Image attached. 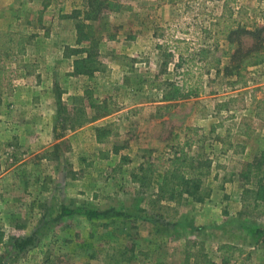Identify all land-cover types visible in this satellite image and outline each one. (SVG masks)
Returning a JSON list of instances; mask_svg holds the SVG:
<instances>
[{"label":"rangeland","instance_id":"1","mask_svg":"<svg viewBox=\"0 0 264 264\" xmlns=\"http://www.w3.org/2000/svg\"><path fill=\"white\" fill-rule=\"evenodd\" d=\"M224 1H0L6 24L0 29L30 37L23 56L29 65L11 63L9 78L0 79V264H106L109 252L113 260L127 245L134 246L135 259L120 264H141L140 251L150 253L147 264H185L190 254L189 264H216L215 249L228 244L219 243L228 236L220 227L228 223L253 247L264 240V208L247 215L243 205L244 188L255 177L240 175L241 162L264 154V63L249 68L246 86H233L225 71L231 58H224L204 70L203 94L189 99L163 100V87H150L181 83L173 39L211 46ZM229 6L239 17L236 25L264 26V0ZM79 22L93 26L89 41H78ZM254 32L237 35L235 46L259 42ZM219 44L227 49L229 40ZM168 46L172 58L165 55ZM77 58L95 62L94 69L76 74ZM186 127L196 131L188 155L211 160L206 183L212 192L203 202L177 204L176 218L158 219L148 204L152 187L144 190L131 173L149 152L170 157L180 150ZM223 140L233 147L224 150ZM122 155L130 162L119 167ZM211 196L216 209L207 214ZM65 207L77 212L65 214ZM88 209L112 212L90 217ZM232 246L242 252L228 253L224 264L251 260L252 249Z\"/></svg>","mask_w":264,"mask_h":264},{"label":"trees","instance_id":"2","mask_svg":"<svg viewBox=\"0 0 264 264\" xmlns=\"http://www.w3.org/2000/svg\"><path fill=\"white\" fill-rule=\"evenodd\" d=\"M236 0L224 1V12L215 18L213 22L214 38L211 46L193 47L191 42L185 39H173L172 47L178 54V60L175 63V69L179 74V69H183L181 83L178 80H163L158 83H151V88L163 87V100L176 101L198 97L203 94L205 90L204 70L214 69L219 67L224 58L230 57L231 64L225 69L226 75L231 77L230 85L248 84V70L250 67L258 66L264 63V39L261 38V33L264 32V26L257 30H247V27L242 24H237L239 17L234 16L230 2ZM256 34L260 41L253 43L251 46L243 48L235 46L234 39L242 32ZM78 41H89L94 35V28L92 25H85L79 22L77 24ZM228 39L229 45L227 49L220 48V40ZM30 37L26 34L17 31L0 29V79L4 77L9 78L11 68L9 65L14 63L19 66L27 67L28 62L23 61V56L26 53L27 45ZM170 46L165 49L167 58L174 56L173 52L169 51ZM79 50H75L72 54H77ZM169 61L164 60V64ZM95 62L86 58H77L74 60L75 73L80 74L94 69ZM166 107H171L167 104ZM224 107V106H223ZM104 107H100V110ZM84 112V110H82ZM113 108L107 109L108 113L113 112ZM84 118L79 123V126L87 122ZM98 132V140L105 141V136ZM189 130L193 132L189 133ZM185 140L180 150L175 151L170 157H165L162 153L152 156V152L147 154L146 161L142 163L136 170L131 173L132 182L139 184L144 190L148 191L151 187L153 189L149 194L148 204L152 205V211L156 214L158 219H165L167 217L176 218L179 214L177 204L184 199L192 198L198 202L205 201L210 197L212 187L206 183L207 177L211 173V160L208 157H194L189 156L185 147H192L195 142L196 131L194 128L186 127ZM110 131H107L109 134ZM248 128L245 135H248ZM180 134H175L173 140L179 139ZM227 141L223 140V149L232 148L233 144L227 146ZM130 162L128 155H122L119 167L123 163ZM240 163V162H239ZM242 168L240 175L244 178L254 176L251 181L252 186L244 188L243 191V205L246 207L245 214L252 215L256 212L260 214L264 208V154L260 159L254 161L241 162ZM250 181V180H248ZM249 183V182H248ZM154 186V187H153ZM176 205L175 207L173 205ZM62 212L65 214H73L74 211L70 208H63ZM80 212V211H78ZM111 210H86L87 215L105 216L109 215ZM3 233L0 232V242L2 241ZM29 240V239H28ZM18 242L20 249H23L27 241ZM195 242L189 241V246L192 247ZM118 251L115 258L112 260L111 254L108 253L106 257V264H120L121 261H130L135 259L134 246L127 245L123 248H117ZM241 249L235 248L230 244H223L219 246V251L224 254L222 259L223 264L229 259L228 253ZM143 255L141 264H147V259L150 258V253L140 251ZM190 254L185 264H189ZM150 264V263H149Z\"/></svg>","mask_w":264,"mask_h":264},{"label":"crops","instance_id":"3","mask_svg":"<svg viewBox=\"0 0 264 264\" xmlns=\"http://www.w3.org/2000/svg\"><path fill=\"white\" fill-rule=\"evenodd\" d=\"M2 1V0H0ZM4 18V17H3ZM5 21L3 19H1L0 17V27H5ZM30 106V104H29ZM216 198L215 196H211V198L209 199V202L205 205L204 210H206L207 214H209V212H215L216 209ZM211 219H215L212 218ZM230 223H228L227 225L225 224V227H220V228H224L225 231L223 232L224 235H228L227 238H225L222 241H218L219 243H228V244H232L235 246H243V247H248L250 249H252L253 251L250 252L252 257L251 260L249 262H247V264H264V240H260V244L256 245L257 247H253L250 245L249 240L247 239V236L244 235V233L240 232H236L235 230H233L232 225H229ZM217 225L219 224H213V221L211 220V229H217ZM260 229H263L264 231V225L260 224ZM243 234V235H242ZM214 247V246H213ZM217 247L215 249L216 252V260L213 258L212 260L216 261V264H222V259L224 257V254H222L221 252L218 251ZM230 258L231 255H229Z\"/></svg>","mask_w":264,"mask_h":264}]
</instances>
